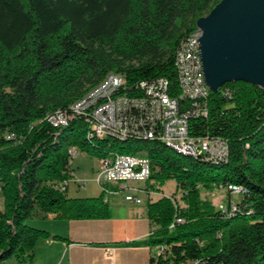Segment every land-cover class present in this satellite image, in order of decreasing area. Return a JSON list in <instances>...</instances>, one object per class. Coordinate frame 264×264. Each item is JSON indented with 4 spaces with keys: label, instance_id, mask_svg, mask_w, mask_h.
<instances>
[{
    "label": "trees",
    "instance_id": "1",
    "mask_svg": "<svg viewBox=\"0 0 264 264\" xmlns=\"http://www.w3.org/2000/svg\"><path fill=\"white\" fill-rule=\"evenodd\" d=\"M219 2L0 0V264L12 258L31 264L39 239L68 242L27 225L34 217L112 216L103 191L95 198L67 196L71 149L98 160L140 156L150 164L147 181L172 180L181 190L180 202L146 203V238L115 246L159 250L150 264H264L263 90L227 83L208 94L205 117L188 118L189 136L221 142L222 158L180 153L135 132L96 137L85 117L71 116L60 127L47 120L61 111L70 115L109 75L124 80L129 96L144 95L133 91L136 84L163 79L178 98L176 50ZM179 104L191 107L185 99ZM229 187L245 192L234 211L230 202L222 211L201 198V190L231 194Z\"/></svg>",
    "mask_w": 264,
    "mask_h": 264
},
{
    "label": "built area",
    "instance_id": "2",
    "mask_svg": "<svg viewBox=\"0 0 264 264\" xmlns=\"http://www.w3.org/2000/svg\"><path fill=\"white\" fill-rule=\"evenodd\" d=\"M199 38L200 32L196 30L182 41L174 58L180 93L178 98L169 94V85L163 79L142 81L133 87V91L144 95L129 96L125 92L124 80L114 77L102 89L91 92L80 107H71L70 115L61 111V117H54L53 114L47 119L48 123L60 127L67 124L71 116L85 117L89 122V132L96 137L127 136L130 132L166 137L192 151H205L221 158V151H225L221 142L194 139L188 134V118L206 116L202 105L211 92L204 80ZM178 99H185L191 107L180 105ZM69 154H76V150H69ZM150 172L149 162L140 156L119 155L118 158L99 160L95 181L102 186L104 194L111 195L105 188L107 183L146 182ZM77 186L84 188V184ZM120 189L139 190L125 186ZM228 189L232 194H245L238 188ZM124 199L135 205L142 203L133 193L126 194ZM224 208L218 206V210L224 211ZM231 209H236L235 204Z\"/></svg>",
    "mask_w": 264,
    "mask_h": 264
},
{
    "label": "water",
    "instance_id": "3",
    "mask_svg": "<svg viewBox=\"0 0 264 264\" xmlns=\"http://www.w3.org/2000/svg\"><path fill=\"white\" fill-rule=\"evenodd\" d=\"M195 26L212 93L235 82L264 91V0H220Z\"/></svg>",
    "mask_w": 264,
    "mask_h": 264
},
{
    "label": "crops",
    "instance_id": "4",
    "mask_svg": "<svg viewBox=\"0 0 264 264\" xmlns=\"http://www.w3.org/2000/svg\"><path fill=\"white\" fill-rule=\"evenodd\" d=\"M66 193H69V184ZM147 202L140 205L125 201L113 203L121 208L115 212L122 211L123 214L114 215L112 210L110 219L105 220L58 221L54 215H39L41 230L66 238L68 242L40 239L33 250L32 264H150L153 251H156V257L159 250L114 245L149 235L151 224L146 217Z\"/></svg>",
    "mask_w": 264,
    "mask_h": 264
},
{
    "label": "rangeland",
    "instance_id": "5",
    "mask_svg": "<svg viewBox=\"0 0 264 264\" xmlns=\"http://www.w3.org/2000/svg\"><path fill=\"white\" fill-rule=\"evenodd\" d=\"M109 79H108V83H109ZM174 150L180 153L191 152L190 150L186 148H181L179 146L174 147ZM76 152L77 154L71 155V175L68 181L69 193L67 194V196L72 198H85V197L95 198L102 191V186H99L95 181L96 172L99 167V160L96 157L87 155L86 153H81L77 150ZM77 184H84V188L80 189L77 186ZM121 186H125L128 188L134 187L139 190L137 191L121 190L120 189ZM105 188L109 193H111V195L104 194V199L108 200L111 210H114V215L117 216L118 214L122 215L123 212L122 211L115 212L120 210L121 208L118 209L117 207L113 206L114 205L113 203L124 202L125 201L124 197L128 193L129 194L133 193L134 195H138L139 196L138 198L142 200V203L147 201H156L160 197H174L176 201L180 202V196H181V190L177 189L176 183L172 180L165 182L163 185H160L158 182L154 180H149L147 182H123V183L110 182L106 184ZM148 191H150L151 193ZM201 198L202 200L210 201L211 204L214 206V208L218 209V206L222 205L224 207L225 205L228 204V202H230L231 204L240 203L242 196L232 193L228 194L226 190L214 189L208 192L201 190ZM1 206H2V199L0 197V208ZM39 221L40 220L38 219V217H34L27 221V225L41 230V224ZM35 248L36 245L34 249ZM155 254L156 251H153L152 256H154V258H155ZM39 261H41V257L39 258ZM33 262H34V258L32 260V263ZM1 264H29V263L20 262L17 259L12 258ZM35 264H40V263H35Z\"/></svg>",
    "mask_w": 264,
    "mask_h": 264
},
{
    "label": "bare ground",
    "instance_id": "6",
    "mask_svg": "<svg viewBox=\"0 0 264 264\" xmlns=\"http://www.w3.org/2000/svg\"><path fill=\"white\" fill-rule=\"evenodd\" d=\"M181 45V44H180ZM180 45L178 46V48H177V50H176V54H177V52H178V50H179V47H180ZM176 54H175V56H176ZM114 78V77H116V78H119V77H117V76H113V75H109L100 85H98L95 89H93L91 92H95V90H100V89H102L107 83H108V79L109 78ZM91 92L85 97V98H83L81 101H79V102H77L73 107H80L83 103H84V101H85V99H87L88 98V96L91 94ZM54 117H61L60 115H58V114H56ZM64 125H66V124H63L62 126H64ZM91 134V133H90ZM146 137H148V138H152V137H154L153 135H145ZM120 137H125V136H120ZM161 141H163L167 146H169V147H177V146H179V147H184V146H182L180 143H178V142H174V140H172V139H169V138H166V137H158ZM184 148H186V147H184ZM186 149H188V148H186ZM188 150H190V149H188ZM192 151V150H191ZM193 152H202V153H205V151H193ZM224 154H225V151H221V158L222 157H224ZM119 156V155H118ZM118 156H114V157H111V158H107V159H114V158H118ZM211 157H213V158H217L216 156H211ZM141 159H144V158H141ZM144 161H148V160H146V159H144Z\"/></svg>",
    "mask_w": 264,
    "mask_h": 264
}]
</instances>
